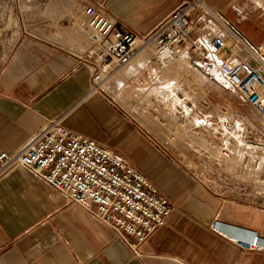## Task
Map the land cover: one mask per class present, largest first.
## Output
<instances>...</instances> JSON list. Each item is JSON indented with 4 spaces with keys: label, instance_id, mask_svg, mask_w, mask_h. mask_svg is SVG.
Instances as JSON below:
<instances>
[{
    "label": "crops",
    "instance_id": "0c3cea01",
    "mask_svg": "<svg viewBox=\"0 0 264 264\" xmlns=\"http://www.w3.org/2000/svg\"><path fill=\"white\" fill-rule=\"evenodd\" d=\"M180 1L0 0V152H17L49 121L62 120L123 154L173 205L135 253L85 208L17 166L0 178V264H264V249L237 241L257 234L264 244V200L211 190L125 110L124 96L121 103L92 88L87 4L144 35ZM210 2L236 26L251 21L252 0ZM259 22L247 28L256 39L264 36Z\"/></svg>",
    "mask_w": 264,
    "mask_h": 264
},
{
    "label": "built area",
    "instance_id": "2783aa9c",
    "mask_svg": "<svg viewBox=\"0 0 264 264\" xmlns=\"http://www.w3.org/2000/svg\"><path fill=\"white\" fill-rule=\"evenodd\" d=\"M83 20L94 48L85 59L92 66L94 90L101 89L104 71L129 64L141 46L151 45L156 57L187 49L205 71L217 70L264 124V44L229 26L207 0H181L144 35L94 2L84 7ZM17 166L85 208L135 253L173 210L123 154L71 131L62 120L49 121L17 152H0V178ZM237 241L244 248L264 249L256 240Z\"/></svg>",
    "mask_w": 264,
    "mask_h": 264
},
{
    "label": "rangeland",
    "instance_id": "374dc122",
    "mask_svg": "<svg viewBox=\"0 0 264 264\" xmlns=\"http://www.w3.org/2000/svg\"><path fill=\"white\" fill-rule=\"evenodd\" d=\"M213 7L217 11V7L214 5ZM251 7V13L247 18L251 21L246 23V28L243 29L238 25L244 22L235 23L253 41L264 44V36L256 39L248 33L250 27L258 29L263 24L259 21L264 18V0H252ZM226 16L231 19L232 14ZM1 31L2 26L0 25ZM87 35L90 40L89 31H87ZM147 50L151 53L154 66H162L155 60L154 48L150 45ZM184 51L189 55L190 66L180 69L176 64H172L168 68H163L162 71L170 69L172 71H170L172 73L171 78H182V88L175 91L174 106L176 111L185 114L183 110L179 111L181 107L182 109L185 107L184 109L189 113L190 108L188 105H192V102L197 103L198 110L196 111L199 113L205 109L204 111L208 114L206 120L210 123L209 127L200 128L195 126L185 137H181V134L179 137V134L175 132L176 130H173L174 127L181 125L175 122L178 113L172 115V112L168 109L169 103L164 99V96H159L156 90H152L153 85L146 87V84H143L146 82V77H150L147 75L149 74L148 70H144L141 75L136 77L134 74L126 73L128 65L121 66L120 69L110 74L112 75L111 78H109L110 75L106 78L100 90L112 92L113 96L121 103H124L122 100L124 96L125 110L163 142L169 151L171 150L172 157L177 159L199 182L216 192L236 194L249 199L250 197L252 199L256 197L258 201L264 200V169L260 174L263 179L237 177L235 174L233 175L231 169L224 168L219 159V153L226 156L231 153L233 141L230 139L225 143L211 145L213 139L222 137L223 125L233 127L236 121L245 117L244 122L239 123V127L249 121L264 133V124L233 88L223 81L217 70L205 71L199 58H195V55L193 56L187 49H184ZM137 59L139 57H135L130 63H135ZM191 69H196L198 72L191 71ZM220 113L226 117L220 115ZM248 140V142L256 144L255 138L250 137ZM248 154L249 151L243 152L245 163L248 161ZM257 158L253 163L260 166L264 165L262 157L258 156ZM236 170L240 171L241 166ZM251 193L252 196H250Z\"/></svg>",
    "mask_w": 264,
    "mask_h": 264
},
{
    "label": "bare ground",
    "instance_id": "6f19581e",
    "mask_svg": "<svg viewBox=\"0 0 264 264\" xmlns=\"http://www.w3.org/2000/svg\"><path fill=\"white\" fill-rule=\"evenodd\" d=\"M208 5H210L209 2H208ZM227 20L229 21L227 22L229 26L235 27V29L238 30L240 33L242 32L228 17H227ZM147 47L148 46H143V47L141 46V48L139 49L138 53L135 56V57H139V59H137L135 63H129L127 64L128 66L125 65L127 66L126 73L134 74V76L137 77L141 75L144 70L149 71V74L147 75H149L150 77H146V82L143 84H146V87L147 86L150 87L149 85L151 86L153 85L152 90H156L159 93V96L161 95L164 96L165 97L164 99H166V101L169 103L168 109L170 112H172V115H175V113H178L177 118L175 119L176 121L175 120L174 121L177 122V124H181V125L176 126V128L173 126L174 127L173 130H176L175 132L176 134H179V137H180V134H181V137H185V135H187L189 131H192V129L195 126H199L200 128L209 127L210 123L206 120L208 114L204 111L205 109L198 113V111H196L198 110L197 103L192 102V105H188L190 108L189 113L186 112V110L184 109L185 107H183V109L182 107L181 109H179V111L183 110L185 114H182L176 111L175 106H174L175 99H176L175 91L182 88L183 86L182 78H171L172 73H170L171 71L170 69L169 70L164 69V71H162L163 68H168L172 64H176L178 68L180 69H184L190 66L189 55L185 53L184 50L179 51L178 54L174 57H169V56L156 57L155 55V60L159 62L160 65H162V66L157 67V66H154V63H152L151 53L150 51L147 50ZM181 52H184V53L181 54ZM234 59L239 60L240 56L235 54ZM118 69L120 68L117 67L111 72L104 71L103 72L105 76L104 79L106 80V78H108L110 74H112L114 71H117ZM191 71L198 72L196 69H191ZM111 76L112 75H110L109 78H111ZM105 80H103V82ZM224 82L226 83V81ZM214 86L216 87V85ZM179 104H180V101H179ZM170 112L169 114L171 115ZM195 112L196 114L194 115ZM220 115H223V114L220 113ZM223 116L226 117L225 115ZM244 118L236 121L233 127H227L223 125L222 137L218 139L216 137L215 139H213L211 145L214 146L220 143H225L227 140L231 139L233 141L231 153H229L228 156L223 155V153H219V159L223 167L231 169V171L233 172V175L235 174V176L237 177H242V178H253L254 177L258 180L263 179L260 174L264 169V165L260 166L259 164H254L253 162L258 156L262 157L261 159L264 160V133H262V131L258 129L257 126L253 125L249 121H247L245 124L240 125L239 127V123L240 124L243 123ZM250 137L256 139V142H255L256 144L254 143L252 144L248 142L249 141L248 139ZM244 151H249L248 161H246L247 163H245V161L243 160ZM240 166H241V170L237 171L236 169L239 168ZM238 239L251 240L252 242L256 240L258 244H261L264 246V244L260 241V237L257 234H252L251 237H248V238H238Z\"/></svg>",
    "mask_w": 264,
    "mask_h": 264
}]
</instances>
